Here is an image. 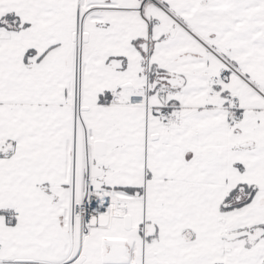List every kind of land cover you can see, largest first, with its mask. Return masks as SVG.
Here are the masks:
<instances>
[{
  "label": "snow or ice",
  "instance_id": "snow-or-ice-1",
  "mask_svg": "<svg viewBox=\"0 0 264 264\" xmlns=\"http://www.w3.org/2000/svg\"><path fill=\"white\" fill-rule=\"evenodd\" d=\"M0 264H264V0H0Z\"/></svg>",
  "mask_w": 264,
  "mask_h": 264
}]
</instances>
